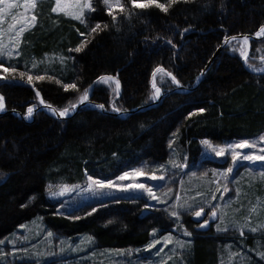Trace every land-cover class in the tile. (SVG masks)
Instances as JSON below:
<instances>
[{
  "label": "trees",
  "instance_id": "trees-1",
  "mask_svg": "<svg viewBox=\"0 0 264 264\" xmlns=\"http://www.w3.org/2000/svg\"><path fill=\"white\" fill-rule=\"evenodd\" d=\"M135 3L149 6L119 0L110 7L104 0H90L84 20H75L54 13L53 0H38L36 22L23 32L20 54L0 57L5 111L0 113V242L21 234L18 227L39 216L68 250L40 259L4 255L0 264H77L85 252L109 250L124 251L119 264H241L247 250L264 249V231L200 228L212 208L204 207V217L195 221V207L177 205L175 190L165 203L123 193L68 209L49 196L50 187L59 184L112 181L138 167L154 171L174 153L175 170L198 172L207 163H220L202 156L203 141L227 145L264 136V71L254 69L264 37L250 39L243 47L246 54L240 39L219 48L229 36L261 29L264 0ZM205 68L194 89L171 90L177 84L193 86ZM102 77L113 78L118 87ZM154 85L166 93L156 105L126 117L113 113L152 101ZM85 90L91 103L66 119L40 109L26 122L12 112L26 116L40 103L71 110ZM98 103L107 112L96 109ZM261 184L256 183L258 195L264 194ZM247 204L244 211L243 204L234 203L237 218L249 211ZM164 235L186 246L160 262L144 249ZM231 250L238 262L227 260Z\"/></svg>",
  "mask_w": 264,
  "mask_h": 264
},
{
  "label": "rangeland",
  "instance_id": "rangeland-1",
  "mask_svg": "<svg viewBox=\"0 0 264 264\" xmlns=\"http://www.w3.org/2000/svg\"><path fill=\"white\" fill-rule=\"evenodd\" d=\"M90 0H53L52 11L54 13L84 20L89 7ZM37 6L38 0H34ZM33 0H0V57L17 56L20 54L21 39L23 32L33 26L36 22L35 7H31ZM119 0H109V6L118 5ZM59 5V7H58ZM33 16L35 20H33ZM79 16V19L76 17ZM23 29V31H21ZM242 48L249 47V42L244 38H238ZM242 49L243 54L246 50ZM257 58L260 65L257 71L264 70V47L257 50ZM154 79V78H153ZM104 83L115 82L102 80ZM116 84V88H117ZM155 96L160 89L155 85ZM159 89V92H157ZM81 101V100H80ZM0 103L2 99L0 97ZM3 105V103H2ZM3 110V109H2ZM27 113L26 117L28 118ZM247 142L249 147H238ZM203 154L219 164H205L200 171H191L182 174L175 170L176 154L165 164L156 166L154 171H148L143 167L132 168L122 173L117 179L103 181L88 178L84 184L51 186L49 196L52 199H61V208H71L83 200L96 197H107L118 194H139L144 195L149 201L165 203L175 190L174 201L177 205H190L195 207V212L206 211L204 207L212 208L207 218L201 222L200 228L213 225L217 231H226L231 227L237 228L239 232L248 230L254 233L264 231V194L258 195L256 183L262 182L264 186V160L255 159L264 155V136L253 140L233 141L227 145L212 143L209 140L203 141ZM245 155L254 157L246 160ZM182 167L184 163L181 164ZM231 169V171H229ZM185 170L184 167L182 171ZM121 177H124L121 179ZM227 188V191H225ZM262 188V187H261ZM260 188V189H261ZM259 189V192L262 190ZM257 199H254L256 198ZM248 201L254 202L250 205ZM243 204L242 209L248 212L242 218H237L232 206L234 203ZM239 206L238 208H240ZM20 232L3 238L0 242V257L4 255L9 258L28 256L29 258H43L54 254H66L67 246H63V238H55L53 232L46 230L39 216L18 227ZM255 229V231H253ZM66 239H70L65 237ZM67 240V241H68ZM69 242V241H68ZM186 242L172 235H164L155 238L144 249L154 254L156 260L163 262L169 259L170 254L177 249L183 248ZM87 247V246H85ZM80 247V250H86ZM70 248V245L68 246ZM73 250V252H77ZM229 262L236 260L239 255L230 251ZM164 253L168 254L165 258ZM125 255L124 251L109 250L100 253L85 252L80 256L77 264H119V258ZM241 264H264V249L247 250L242 256Z\"/></svg>",
  "mask_w": 264,
  "mask_h": 264
},
{
  "label": "water",
  "instance_id": "water-1",
  "mask_svg": "<svg viewBox=\"0 0 264 264\" xmlns=\"http://www.w3.org/2000/svg\"><path fill=\"white\" fill-rule=\"evenodd\" d=\"M262 26H264V25H262ZM257 33H258V30L256 32L252 33V34H238V35H235V36H229V37H227L223 41L222 45L219 48H221L225 43L233 40V37H235V39H238V38H241L242 39V38L247 37L248 38V42H249L250 39H259V38L264 37V34L257 35ZM219 48L217 49V51L219 50ZM261 71H264V70H261ZM261 71H257V72H261ZM205 73H206V68L197 77V79L195 80L193 86H191V87H184V86H181V85L177 84L171 90L180 91V92L190 91V90L194 89L195 87H197L198 85L201 84V82L203 81V79L205 77ZM165 95H166V93L160 92V93H158L154 97V99L152 101H150L148 103H145V104L139 105L137 107L131 108L128 111H117V112H113V113L114 114H117V115H119L121 117H126V115H129L131 113H134L136 111L142 110L144 108H148V107H152V106L156 105L157 102L159 100H161ZM90 103H91V101H89L88 98L86 100L79 101L76 104L75 108H72L71 110H69L68 113L66 115H64V116H60L59 115V112H61L63 110H58L55 107H53L52 105L46 104V103H40L39 105H35L34 107H32V109H33L32 114H31V116H28V118L22 112H20V111L12 110V112L15 115H17L19 118L23 119L26 122L33 121L35 119V117H36L37 111L40 110V109H45L47 112L51 113L53 116H55L57 118H64V119H66V118H69V117H72L73 115H75L76 112L79 110L80 107H82L84 105H87V104H90ZM101 106L102 105L98 103L97 106H96V109H98L100 111H103V112H107V110L103 106L102 107ZM3 112H5V111L4 110H0V113H3ZM198 212H200L201 215L197 216L196 215L197 212L192 215V219L195 220V221H200L204 217V215H205V211L204 210H200Z\"/></svg>",
  "mask_w": 264,
  "mask_h": 264
},
{
  "label": "snow or ice",
  "instance_id": "snow-or-ice-1",
  "mask_svg": "<svg viewBox=\"0 0 264 264\" xmlns=\"http://www.w3.org/2000/svg\"><path fill=\"white\" fill-rule=\"evenodd\" d=\"M104 2L107 4V3H109V0H104ZM149 2H150V3H154L155 0H149ZM133 3L135 4V7H138V8H144V7H148V6H149V4H136V3H135V0H133ZM35 6H36V5H35V2H34V0H33V3L31 4V7H35ZM58 7H59V5H58ZM85 7H90V5L86 4ZM157 7H160L162 10L167 11V8H166L164 5H162V4H157ZM53 11H57V8H54ZM76 18L79 19V16H77ZM32 19L35 20V17L33 16ZM105 27H106V25H105ZM96 28H100V25L97 24V25H96ZM95 30H96V29H93V31H95ZM21 31H23V29H21ZM261 34H264V27H261V29H260L259 32L257 33V35H261ZM233 39H235V37H233ZM247 41H248V38L245 37V38H244V42L247 43ZM79 50H80L79 48L76 49V51H79ZM5 71H7V69H5ZM157 71H162V70H161V69H157ZM101 79L107 81V80H110V79H112V78H111V77H102ZM173 79H174V77H173ZM29 80H31V77H29ZM117 86H118V82H117ZM73 87H75V86L73 85ZM157 92H159V89H157ZM87 95H88L87 90H85L83 96L81 97V101L86 100V99H87ZM75 106H76V105H72V108H75ZM101 107H102V106H101ZM2 109H3V105H2V103H0V110H2ZM32 111H33L32 108H29V109H28V114H29V116H31ZM54 111H55V110H54ZM68 111H69V109H68V108H65L63 111L59 112V115H60V116H64V115H66V114L68 113ZM249 146H250V145H248L247 142H245V143L242 144V145H238V147H249ZM243 158L246 159V160H251V159H253L254 157H252V156H248V155H245ZM255 159H258V160H264V155H262V156H257V157H255ZM229 171H231V169H229ZM123 178H124V177H121V179H123ZM225 191H227V188H225ZM173 215H175V213H173ZM196 215L199 216V215H201V213H200V212H197ZM253 231H255V229H253Z\"/></svg>",
  "mask_w": 264,
  "mask_h": 264
},
{
  "label": "bare ground",
  "instance_id": "bare-ground-1",
  "mask_svg": "<svg viewBox=\"0 0 264 264\" xmlns=\"http://www.w3.org/2000/svg\"><path fill=\"white\" fill-rule=\"evenodd\" d=\"M264 27V26H263ZM259 32V31H258ZM158 88V87H157Z\"/></svg>",
  "mask_w": 264,
  "mask_h": 264
}]
</instances>
